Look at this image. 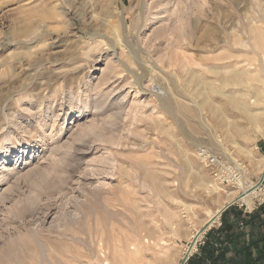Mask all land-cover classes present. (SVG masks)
Instances as JSON below:
<instances>
[{"label": "rangeland", "instance_id": "1", "mask_svg": "<svg viewBox=\"0 0 264 264\" xmlns=\"http://www.w3.org/2000/svg\"><path fill=\"white\" fill-rule=\"evenodd\" d=\"M182 1L170 0L171 19ZM128 5L129 0H0V43L17 41L32 26L41 36L29 52L0 47V164L7 159L18 172L0 179V264H102L100 251L110 264H182L193 234L225 198L223 190L240 193L230 183L233 164L227 162L214 177L197 150L227 155L245 180L259 181L249 160H264V137L254 133V124L264 132V96L256 118L242 104L250 105L253 88L263 92L264 85L250 82L258 64L238 62L252 53L236 42L239 24L264 13V0H211L198 21H183L184 46L172 52L176 62L157 61L167 53L164 33L158 49L157 43L150 46L159 78L147 74L137 80L120 68L118 79L97 87L101 71L112 74L113 68L106 67L109 56L101 49L88 62L82 56L87 36L105 34L101 19ZM145 18L142 46L155 28L170 24L166 14ZM13 53L22 59L4 64L1 59ZM232 72L242 85H222ZM45 83L49 87L42 91ZM183 103L189 116L181 113ZM82 131L88 133L81 137ZM67 142L69 148L63 146ZM57 148L60 161L50 155ZM257 185L261 191L249 205H232H260L264 179Z\"/></svg>", "mask_w": 264, "mask_h": 264}, {"label": "bare ground", "instance_id": "2", "mask_svg": "<svg viewBox=\"0 0 264 264\" xmlns=\"http://www.w3.org/2000/svg\"><path fill=\"white\" fill-rule=\"evenodd\" d=\"M92 3V2H91ZM181 3V2H180ZM170 4V0H129V5L127 8H123L122 11H119V9H116L115 11H111V12H107L106 16L104 18H102V27H103V32L105 31V34L99 35V34H95V35H88L87 36V40L89 41L86 46L83 48V53L82 56H84L87 59V62L90 60L91 54L95 53L97 51H99V49H101L104 53H107V56H109L108 60L106 61V67L110 66L113 68V73L110 74H104L102 70L101 71V77L98 78L97 81V87H100L102 85H107L112 79L117 78V76H114V74H118L119 70L118 69H123L124 72H126L127 75H130L131 77H135L137 80L140 78H143L145 76H156L158 77V75L160 74V72L158 70V63L155 62V60L153 59V55H151L150 51L151 48L150 46H153L154 44L157 45L154 46L156 47L155 49H158L160 44V39L163 37L161 35V32L164 33L163 35L165 37H167L166 39H164V47L162 49H165V51L167 52L165 55V58H161L158 59L157 61H160L161 64H165L164 59H166V63H168L169 65H172L174 63V61L176 62V60H173L172 58V52L175 50H179L182 48L183 45V34L181 33V28H183L182 25H184L183 21L186 19H192L196 21H198V15L203 12L204 10V6L206 4H210L211 5V0L208 2L206 0H185L182 1V3L180 4V7L178 9L177 13V18L171 19L169 16V9L167 8V6ZM92 5V4H91ZM262 7V6H261ZM92 8V7H91ZM90 8V9H91ZM246 8V7H245ZM213 10V8H212ZM210 8V12L212 11ZM174 11V10H173ZM205 11V10H204ZM207 11V10H206ZM209 11V10H208ZM218 11V10H216ZM172 12V11H171ZM260 12V11H259ZM130 13L133 15L132 16V21L131 24L128 25L127 23V16L130 15ZM257 13V12H256ZM162 14H166V19L167 22H169L170 24L168 26H159L157 28H155L152 31L151 37L149 39V44L142 46L140 44V34L143 31V28L145 26V17L147 16H151V20L155 19L158 20L159 15ZM261 15H257L255 18H253L251 20L250 18V22H248L247 24H244V22L240 23L238 28L240 31V38L238 40V42H236V44H240V46L242 45V47H248V49L250 48V53H245L244 55V59L240 60L238 62H242V64H244L243 62H249V63H257L258 64V69L255 71V75L252 76V80L251 81H257L260 83V85H264V13H260ZM263 14V15H262ZM233 15V14H232ZM168 16V18H167ZM164 20V19H163ZM160 22V21H159ZM193 22V21H192ZM194 26V25H193ZM215 28V27H214ZM237 28V27H236ZM23 30V29H22ZM196 30V29H195ZM215 30V29H214ZM233 30V29H232ZM99 31V30H97ZM219 31V30H218ZM234 31V30H233ZM236 31V30H235ZM238 31V32H239ZM19 32V31H18ZM17 32V34H18ZM210 32V31H209ZM217 32V30H216ZM206 33V32H205ZM208 33V32H207ZM218 33V32H217ZM221 34V33H220ZM87 35V34H86ZM18 36V35H17ZM226 36V35H225ZM16 37V34L13 38ZM41 36L38 34L36 28L33 29L30 28L27 31L22 32L17 38V41H4L3 43H0V47H5L7 46V44H11V45H15L17 46L18 49H25L28 52L31 51V49L33 48L32 45L36 43V41L40 38ZM43 37V36H42ZM234 37V36H233ZM233 37H231L233 39ZM245 38L247 39V41H245ZM204 39V38H203ZM183 40V41H182ZM158 41V42H157ZM217 41V40H216ZM223 41V40H222ZM162 42V41H161ZM221 42V41H219ZM225 42V41H224ZM223 42V43H224ZM232 43V42H231ZM234 43V41H233ZM232 43V45H234ZM152 44V45H151ZM220 44V43H219ZM218 44V45H219ZM226 44V43H225ZM31 45V47H30ZM144 45V44H143ZM248 45V46H247ZM184 46V45H183ZM239 47V46H238ZM150 48V49H149ZM153 49V48H152ZM210 49V48H209ZM154 51V50H153ZM152 51V52H153ZM159 51V50H158ZM162 51V50H160ZM221 51V50H220ZM164 52V51H163ZM218 52V51H217ZM216 52V53H217ZM243 52V51H242ZM241 52V53H242ZM177 53V52H176ZM215 53V54H216ZM237 53V52H236ZM206 54V53H205ZM218 55V54H217ZM251 57H250V56ZM45 56V55H44ZM100 56V55H99ZM216 56V55H215ZM220 56V55H218ZM240 56V55H239ZM162 57V56H161ZM208 57V56H206ZM235 57V56H234ZM16 58H20V55L17 53H13L10 55L9 59L6 58H2L1 60H3L4 64L10 63L12 60L16 59ZM93 60V59H91ZM95 60V59H94ZM5 61V62H4ZM183 61V59H182ZM45 62V61H44ZM91 62V61H90ZM1 63V61H0ZM94 63V62H93ZM187 62H185L184 65H186ZM195 63V62H194ZM248 63V64H249ZM181 65V64H180ZM195 65H199V64H195ZM194 65V66H195ZM251 65V64H249ZM188 66V65H187ZM185 66V67H187ZM190 66V64H189ZM70 67V66H69ZM183 66V70L187 69ZM190 68V67H189ZM188 68V70H189ZM134 69H136L137 71L140 70V73H136L137 71ZM234 69V68H233ZM75 70H77V68H75ZM232 71V69H230ZM250 70V69H249ZM207 71H211L214 73H217V70L215 69H207ZM74 72V71H73ZM189 72V71H188ZM193 72V71H192ZM226 72L224 76H226ZM240 73V72H238ZM244 73V72H243ZM242 73V74H243ZM246 73V72H245ZM104 74V75H103ZM148 74V75H147ZM233 76L232 79L229 78H223L221 79L222 81V85H227L231 80V82H234V84H239V82L241 83V80L239 79L240 76H238V74H236V72H232ZM191 75V74H190ZM241 75V74H240ZM246 76V74H244ZM194 76V75H192ZM125 77V76H124ZM161 77V76H160ZM85 78V77H84ZM119 78V77H118ZM117 78V79H118ZM151 78V77H150ZM153 78V77H152ZM159 78V77H158ZM191 78V76H190ZM247 78V77H246ZM249 78V77H248ZM247 78V79H248ZM242 79V78H241ZM124 80V79H123ZM200 80V79H199ZM127 81V80H125ZM152 81V80H151ZM248 82V80H246ZM189 82V81H188ZM203 83V81H201ZM244 82V81H243ZM49 83V82H48ZM185 83V81H184ZM200 83V84H202ZM219 83V82H218ZM246 83V82H245ZM256 83V82H255ZM258 83V84H259ZM46 84V83H45ZM139 84V83H138ZM141 84V83H140ZM167 84V83H166ZM208 84V83H207ZM251 84V83H250ZM38 85V84H37ZM36 85V86H37ZM143 85V84H142ZM189 85V84H187ZM202 85H205V83H203ZM242 85V83H241ZM249 85V84H247ZM246 85V86H247ZM200 86V85H199ZM207 86V85H206ZM210 86V85H209ZM26 87V86H25ZM49 86L46 84L45 87L42 89V91L47 90ZM203 87V86H202ZM201 87V88H202ZM235 87V86H234ZM249 87V86H248ZM251 87V86H250ZM254 87V86H253ZM40 88V87H39ZM124 88V87H123ZM212 88V87H211ZM36 89V88H35ZM195 89V88H194ZM226 89V88H225ZM252 89V87L250 88V90ZM258 89V88H257ZM153 90V89H152ZM191 90V89H190ZM202 90V89H199ZM209 90V89H208ZM238 90V89H237ZM261 90V89H260ZM260 90H256L253 88V92L250 94V99L251 100V104H242L243 105V109L246 113L250 114V116L256 118L257 117V111L255 107H257V105L259 103H261V101L263 100V94L264 91L260 92ZM36 91V90H35ZM205 91V90H204ZM246 91V90H245ZM33 92V91H32ZM130 92V91H129ZM148 92V91H147ZM159 92V91H158ZM188 92V91H187ZM190 92V91H189ZM194 92V90H193ZM203 92V91H202ZM211 92V91H210ZM218 92V91H217ZM30 94V92H28ZM36 93V92H35ZM163 93V91H162ZM192 93V92H191ZM196 93V92H195ZM200 93V92H198ZM224 93V92H223ZM240 93V92H239ZM47 94V93H46ZM50 94V93H49ZM52 94V93H51ZM129 94V93H128ZM218 94V93H217ZM220 94V93H219ZM242 95H246V94H242ZM42 96V94H41ZM44 96V95H43ZM53 96V95H52ZM125 96V95H124ZM171 96V95H170ZM223 96V95H222ZM225 96V94H224ZM227 96V94H226ZM243 96V98H244ZM28 97V96H27ZM39 97V96H38ZM54 97V96H53ZM193 97V96H192ZM198 97V96H197ZM249 97V96H248ZM32 98V97H31ZM56 98V97H55ZM173 98V97H172ZM179 98V97H178ZM229 98V97H227ZM35 99V98H34ZM174 99V98H173ZM199 99V98H198ZM208 99V98H207ZM240 99V98H239ZM20 100V99H19ZM38 100V99H37ZM95 100V99H94ZM201 100V98H200ZM198 100V101H200ZM32 101V100H31ZM235 101V99H234ZM202 102H204V100L202 99ZM201 102V104H202ZM42 103V102H40ZM212 102H210L209 104H211ZM180 104V101H179ZM205 104V103H204ZM226 104V103H225ZM229 104V103H228ZM232 104V103H230ZM32 105V104H31ZM96 105V104H95ZM182 105H185L184 103L181 104L180 107H182ZM215 105V104H214ZM238 105V104H237ZM178 106V105H177ZM196 106V105H195ZM234 106V105H233ZM60 107V106H59ZM184 107V106H183ZM183 107L181 110V113L183 112ZM186 107V106H185ZM194 107V106H193ZM188 110V107H186ZM200 108V107H199ZM21 109V108H20ZM39 109V108H38ZM46 109H48V107H46ZM198 109V108H197ZM235 109V107H234ZM259 109V108H258ZM26 110V109H25ZM40 110V109H39ZM184 110V111H185ZM196 110V109H195ZM239 110V109H236ZM30 111V110H28ZM38 111V110H37ZM199 111V110H198ZM218 111V110H217ZM241 111V110H240ZM116 112V111H115ZM178 112H180L178 110ZM185 112L187 114H185ZM183 112L186 116L188 115V112L185 111ZM200 112V111H199ZM242 112V111H241ZM37 113V112H36ZM121 113V112H120ZM190 113H191V109H190ZM189 113V114H190ZM213 113V112H212ZM219 113V112H218ZM217 113V114H218ZM243 113V112H242ZM220 114V113H219ZM223 114V113H222ZM221 114V115H222ZM53 115V114H52ZM183 115L185 118L186 116ZM197 115V114H196ZM195 115V116H196ZM171 116V115H170ZM182 116V115H181ZM189 116V115H188ZM193 115V117H195ZM200 116V115H199ZM96 117V116H95ZM192 117V118H193ZM203 117V116H202ZM201 117V118H202ZM262 117V116H261ZM260 117V118H261ZM188 117H186L187 119ZM191 118V117H190ZM188 118V120L190 119ZM200 118V119H201ZM196 119V118H194ZM199 120V119H198ZM204 120V117L203 119ZM201 120V121H202ZM251 120V118H250ZM254 120V119H253ZM196 121V120H195ZM200 121V122H201ZM55 122V121H54ZM189 122V121H188ZM255 122V120L253 121ZM186 123V120H185ZM191 124V123H190ZM195 124V123H194ZM204 124V123H203ZM235 124V123H234ZM253 124V123H251ZM193 125V123H192ZM202 125V124H201ZM255 125V134H260L264 137V132H261L262 129L260 127H258V124H254ZM186 126V125H185ZM191 126V125H190ZM194 126V125H193ZM200 126V125H199ZM187 127V126H186ZM197 127V126H195ZM237 127V126H236ZM253 127V126H252ZM262 127V126H261ZM198 128V127H197ZM228 128V127H227ZM235 128V127H234ZM92 129H94V126L90 125L89 130L92 131ZM203 129V128H202ZM261 129V130H260ZM189 130V129H188ZM190 130H192L190 128ZM198 130L199 129H195ZM193 131V130H192ZM201 131V130H200ZM205 131V130H204ZM240 131V130H239ZM33 132V131H32ZM87 132V131H82V135L79 136H83V134ZM167 132V131H166ZM195 132V131H193ZM88 133V132H87ZM85 133V134H87ZM253 133V132H252ZM230 134V133H229ZM207 135V134H206ZM234 134H231V136H233ZM249 135V134H248ZM48 136V135H47ZM78 136V135H77ZM212 136V135H211ZM45 137V136H44ZM208 137V136H207ZM248 137V136H247ZM253 137V136H252ZM77 138V137H76ZM213 138V137H212ZM79 139V138H78ZM214 139V138H213ZM234 139V137L232 138ZM245 140V139H243ZM55 141V140H54ZM214 141V140H213ZM220 142V141H219ZM235 142V141H234ZM237 142V141H236ZM239 143V142H238ZM246 143V142H245ZM215 144V143H214ZM223 144V143H222ZM72 144L70 143H65L63 146L64 147H70ZM236 145V144H235ZM55 146V145H54ZM239 146V145H237ZM255 146V145H254ZM221 147V146H219ZM218 147V148H219ZM233 147V146H232ZM67 148V149H68ZM222 148V147H221ZM66 149V150H67ZM220 149V148H219ZM241 149V148H240ZM61 149H56L54 151H51V156L54 157L56 159V154H54V152H58ZM64 151V150H63ZM223 151V150H222ZM224 152V151H223ZM248 152V154L251 156V152L250 151H246ZM227 153V152H226ZM8 154V153H7ZM6 154V155H7ZM24 153H22L23 156ZM65 154V153H64ZM59 155V154H58ZM21 156V157H22ZM221 157V156H220ZM224 158V160H226L229 164H233V169L235 170L234 172L231 173L232 176H230V183H233L236 185V187H238L240 193L237 194V192H233L232 190H223V193L226 195L225 198H223V200H221L220 202L216 201V207L213 211H208L207 214V220L205 221V223L203 224V226L201 227V229H198L195 231V234H193L190 243V248L187 251L186 257L185 259H183L182 264H184L185 260L191 255V253L193 251H195L198 242L201 240V237L203 235V233L205 232V228L207 226V228H209L214 222L218 221L219 219V214L221 212V210L226 207L227 204H231L234 202H242V203H246V204H250L252 197L255 198V196L261 191L260 188H257L258 185L255 182H248L247 180H245L244 178V172L242 171L241 167H239V164H237V162L233 159H231V157L229 156H225L222 157ZM252 158V157H251ZM253 159V158H252ZM60 161L59 158L56 159V161ZM52 161V160H50ZM7 159H4L3 163L0 164V179L6 181L7 179L12 178L11 176L14 174L16 175V173L18 172H14L16 171V167L15 165H6ZM251 167L253 168V170H256L258 172V174H260V176L258 177V179L260 180L262 178V180L264 179V160L258 164H254L253 161L249 160ZM50 163V162H49ZM68 163V162H67ZM56 166V165H55ZM241 166V165H240ZM190 168V167H189ZM244 168V167H243ZM35 169V168H34ZM52 169V168H51ZM14 172V173H13ZM44 172V171H43ZM49 173V172H48ZM198 174V173H196ZM199 175V174H198ZM15 177V176H14ZM16 178V177H15ZM199 178V177H198ZM249 178V177H248ZM200 181V180H199ZM9 182V181H8ZM159 184V183H158ZM11 185V184H10ZM12 186V185H11ZM207 186V185H206ZM212 187L214 188L215 193H218L217 190L219 189V187L216 185V183L212 184ZM206 188V187H205ZM208 188V187H207ZM206 188V189H207ZM205 189V190H206ZM9 190V188H8ZM7 190V191H8ZM213 190V189H212ZM204 191V190H203ZM8 193H10L8 191ZM264 194V193H263ZM3 195V194H2ZM262 195V193H261ZM2 199V198H1ZM0 199V200H1ZM7 199V198H6ZM4 200V199H3ZM254 201V200H253ZM1 202V201H0ZM207 213V212H206ZM206 228V229H207ZM101 247V246H100ZM99 247V248H100ZM102 248V247H101ZM130 248V245H129ZM135 249V248H134ZM127 250V249H126ZM100 251V250H99ZM123 251V250H122ZM125 251V250H124ZM108 252V251H107ZM126 252V251H125ZM128 252H130V250L128 249ZM132 252V251H131ZM105 252H99V256L102 258V264H110L108 258L106 257V255L104 254ZM117 253V252H115ZM124 253V252H123ZM107 254V253H106ZM131 254V253H129ZM116 255V254H115ZM120 255V254H119ZM127 255V254H126ZM132 255V254H131ZM123 259V258H122ZM121 260V259H120ZM125 263V261H123ZM120 264L121 261H120Z\"/></svg>", "mask_w": 264, "mask_h": 264}, {"label": "crops", "instance_id": "3", "mask_svg": "<svg viewBox=\"0 0 264 264\" xmlns=\"http://www.w3.org/2000/svg\"><path fill=\"white\" fill-rule=\"evenodd\" d=\"M228 205V204H227ZM248 209L242 204L227 207L204 232L201 244L186 264H247L264 252V224L262 216L254 211L245 222Z\"/></svg>", "mask_w": 264, "mask_h": 264}, {"label": "built area", "instance_id": "4", "mask_svg": "<svg viewBox=\"0 0 264 264\" xmlns=\"http://www.w3.org/2000/svg\"><path fill=\"white\" fill-rule=\"evenodd\" d=\"M197 155L199 160L204 164V166L208 169H211L212 175L216 177V174L220 171V169L224 168L227 164V161L224 158L220 157L217 154L208 153L205 149H198ZM260 188V187H259ZM264 202V199L261 203ZM258 203V204H261ZM201 244V241L198 242V245ZM188 258L185 260L184 264L187 262Z\"/></svg>", "mask_w": 264, "mask_h": 264}, {"label": "trees", "instance_id": "5", "mask_svg": "<svg viewBox=\"0 0 264 264\" xmlns=\"http://www.w3.org/2000/svg\"><path fill=\"white\" fill-rule=\"evenodd\" d=\"M254 211H258L259 216H262L263 224H264V202L260 205H257L256 208L251 213H245L241 219V222H245L247 217H249ZM247 264H264V252L263 254L256 259L255 261L248 262Z\"/></svg>", "mask_w": 264, "mask_h": 264}, {"label": "water", "instance_id": "6", "mask_svg": "<svg viewBox=\"0 0 264 264\" xmlns=\"http://www.w3.org/2000/svg\"><path fill=\"white\" fill-rule=\"evenodd\" d=\"M261 182H262V178L258 181V183L257 184H261ZM233 203H231V204H229V205H227L226 207H224L222 210H221V212H220V214H219V216L221 215V213L227 208V207H229V206H231ZM206 228H207V226L205 227V229L204 230H206Z\"/></svg>", "mask_w": 264, "mask_h": 264}]
</instances>
